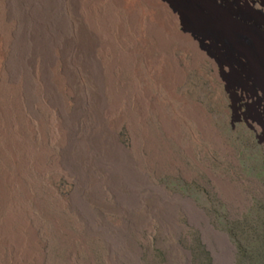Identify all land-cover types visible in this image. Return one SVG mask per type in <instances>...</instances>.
Here are the masks:
<instances>
[{
  "label": "rangeland",
  "instance_id": "374dc122",
  "mask_svg": "<svg viewBox=\"0 0 264 264\" xmlns=\"http://www.w3.org/2000/svg\"><path fill=\"white\" fill-rule=\"evenodd\" d=\"M56 1L9 0L10 8H3L13 12L18 22H9L19 26L15 35L26 43L15 60L20 71L30 75L32 95L21 89L18 79L11 80L20 89V114L29 124L36 121L38 134L27 136L48 156L44 172H37L28 160L14 190L36 233L35 256L17 261L14 249L2 245L0 264H264V122H259L264 119V94L250 70L251 59L256 58L254 65H264V0H194L200 4L199 13L190 0H171L184 10L170 48L180 78L168 86L164 77L148 72L137 50L140 86L150 90L162 110L150 108L144 117L127 99L118 124L102 120L104 105L112 100L110 82L98 74L93 58L99 52L90 42L93 38L86 37L85 19L76 16L73 0ZM43 5L48 8L43 10ZM47 15L54 18L58 32L68 36L65 49L58 48L54 37L47 40L49 32L40 24ZM211 21L223 29L211 31ZM8 63L0 56V81L8 74ZM116 72L117 86L129 81L126 73ZM45 84L61 99L63 110L45 101ZM26 99L32 110L26 109ZM185 106L193 113H186ZM134 112L136 122L131 119ZM51 114L64 135L56 143H51ZM166 125H172V131ZM0 160L4 164L6 158L1 154ZM4 212L2 206L0 220Z\"/></svg>",
  "mask_w": 264,
  "mask_h": 264
},
{
  "label": "bare ground",
  "instance_id": "6f19581e",
  "mask_svg": "<svg viewBox=\"0 0 264 264\" xmlns=\"http://www.w3.org/2000/svg\"><path fill=\"white\" fill-rule=\"evenodd\" d=\"M57 1H56V3H57ZM73 1L75 2L73 4V8H74V11L76 13V16L80 15L82 19L83 18L85 19L84 26H85V28H87V31H88L87 33H85L86 37L89 40H90V38H93L92 41L90 40V42L95 43V45H97V49H98L99 54L97 55L96 58H93V61L99 64L98 69L100 70V73H98V74L101 77V80L106 79V78L103 79V77L107 76L109 79V82H110V84H109L110 87L108 88V96L110 95L112 100H111L110 104L104 105V112H103L104 116L102 115V120L104 122L106 121L107 123L108 122L110 123L113 121H115V123H116V121H118L120 116H122V114L124 113V108L126 107V106H123L124 103L122 104V102H127V99L129 101H132L131 102L132 106L135 109H137L138 112H140L141 114H144V117L150 108L154 109L153 111H158L159 113H161L160 112L162 110L161 103L157 100L156 97H154L152 95V93L150 92V90L146 86L145 87H142V85L140 86L141 74H140L139 68L137 66L138 51L142 52V54H140V56L142 55L144 63L147 66L148 72H150L151 74L155 73V75H157V76L164 77L168 86H170V85L172 86L180 78V70H179L177 62L175 61V59H173V57L170 53V48H171V46H173V44L176 41L177 28L179 26L180 21L183 19L182 17L184 14L183 13L184 10L182 8H180L179 6H176L171 0H73ZM10 2H12V1H10ZM70 2H72V1H70ZM28 3H30V2H28ZM31 3H33V2H31ZM69 3H67V4H69ZM70 4L68 5L69 6L68 8H72V7H70ZM24 5L25 4H23V6ZM51 5H53V4H51ZM190 5H191V8L194 10V12L199 13L200 8H198V7L200 4H198L194 0H190ZM20 6H21V3H20ZM27 6H29V4ZM4 7L7 9L10 8L9 0H0V9L2 8V11L0 10V56L2 58L9 60L8 67L6 69V72L8 74H6V75L4 74L3 78H1L2 80L0 81V158H1V154H2V156L4 158H6V161L8 162L7 165L11 166L12 169L8 168L7 165H5L6 161L3 164V162H1L2 160H0V209L2 206H4V208H5V212L3 213V216L0 220V246L7 245L10 248H13L15 251L16 260L18 261V259L21 257H26L27 259H29V258H32L35 256L32 248H33V245H35V243H36L35 241H37V240H36V233H35L33 227L31 226L32 224L30 223L29 218L26 216V211L21 206L22 200L20 198H18L20 200L14 199V197H15L14 190H15L17 184H21V178L24 174L20 177L19 173H21V171H22V166H24V168L28 169L27 167H25L27 165L26 163L28 160L31 161L35 165L37 172L38 171L44 172L45 164H46L45 155L48 156V152H46L45 150L44 151L37 150L35 147V144L33 143L34 141L32 142L29 140V138H31L30 135H29V138L27 136L30 133L32 135L34 132H36V130L34 128V127H36V125H35L36 121L34 122V125L29 124V122L27 123L26 121H24V118H22V115L20 114V110H21L20 104L21 103L18 102L17 93H16V90H20V89L18 88L17 84L11 80H13L14 78H15V80L18 79V81L21 82V89L24 91L30 92L29 94H31V92H32L30 90V89H32V84H30L31 81L29 82L30 75L26 72L20 71L21 68L19 69L20 66L16 63V60H15L16 55H17L15 53L20 51L21 45H23V43H25V42L21 39L20 40L17 39L16 29L19 26H17L16 24L12 25V24H10L9 21L10 20H14L13 22H15V21L18 22V21L16 19H14L15 17L11 14L13 12H11L9 10L6 11L5 9L3 11ZM42 7H44V5L41 6L40 8H42ZM76 7H78V8H76ZM44 8H42V9L44 10ZM46 8H48V7H46ZM18 9L19 8L16 9L17 12L19 11ZM24 9H26V8H24ZM33 9L34 8H32L30 10V13ZM42 9L40 11H42ZM16 10H15V12H16ZM146 10L149 13L148 15H144L145 14L144 12H146ZM58 12H59V10H58ZM19 14H20V12H19ZM70 14L72 15V13H70ZM28 16L32 17V15H29V14H28ZM27 17H26V20H27ZM47 18H48V20L45 21V19L43 17V21H42V18L40 21V24L43 22V26H44L43 29L49 32V36H48L47 40H50L51 38L54 37L58 48L60 50L65 49L63 47L65 46V43H67L68 36H65V35L63 36V33L61 31L58 32L60 29L57 25H55L57 23L54 22L55 21L54 18L52 19L48 15H47ZM56 22H58V19ZM22 23H24V22H22ZM36 24L38 25V23H36ZM49 24L54 25L55 27H58V29L57 30L50 29ZM207 25L210 27V30L213 32L222 28V25H220L219 23H217L215 21L208 22ZM32 26H33V24H32ZM139 26H141V28H139ZM40 28H41V26H40ZM29 29H30V27H29ZM29 29H28V32H29ZM33 29H35V28H33ZM68 30H70V28ZM57 33H60V35H57ZM101 33H103L104 37L101 36L102 35ZM89 35H91V36L89 37ZM36 40H37V38H36ZM226 40L228 42H233L234 44L237 41L236 38L235 39L226 38ZM41 43H42V41H41ZM49 43H50V41H49ZM72 43H73V41H72ZM72 43H69L68 45H70ZM150 43H152L154 45L155 49H152L153 47L150 48V45H149ZM28 44H29V42H28ZM33 44H31V45H33ZM38 46H40V45H38ZM94 47H96V46H94ZM46 49H47V47H46ZM55 49L57 50V48H55ZM74 49H75V47H74ZM77 50H78V48H77ZM25 52H26V50H25ZM58 52H61V51H58ZM70 54H72V52ZM155 54H157V55H155ZM31 55H34V54L31 53ZM88 55H90V54H88ZM87 56H86V58H87ZM28 57H30V56L27 55L25 61L28 60ZM31 57H33V56H31ZM59 57H61V56H59ZM71 57H72V55H71ZM248 58L251 59V56L248 55ZM40 59H41V57H40ZM45 59H47V56ZM49 59H51V58H49ZM254 59L256 60V58H254ZM25 61H24V63L26 64ZM48 61H46V64ZM254 61L251 59V62H253V64H252V69H250V70H252V75L255 78V83H256L257 87L264 94V65H257V64L254 65ZM84 63H87V62L85 61ZM255 63H257V62H255ZM42 65H43V62H42ZM90 65H91V63H90ZM44 66H46V65H44ZM72 67L70 69H72ZM80 71H81V69H80ZM93 71H94V69H93ZM116 71L120 72L121 74L123 72L126 73L128 75L127 77H129V81L127 83H124V84L122 83L123 85H121V86H117L118 83L117 82L114 83L115 80L113 77V72H116ZM95 72L97 73V71H95ZM18 73H20L22 76L18 75ZM23 73H25V74H23ZM116 74H117V72H116ZM17 75H18V77H17ZM9 76H10V78H9ZM118 80L120 81V77ZM69 82H70V80H69ZM36 85H38V84L36 83ZM53 85H56V83ZM44 86H45L44 90L46 91V94H47L45 101H47L50 108H53V109L54 108H59V109L61 108L62 109L61 99L54 96L52 94L51 89L48 88V86L46 84ZM62 86H60V87H62ZM97 87H98V84H97ZM57 89H58V86H57ZM104 90H106V89H104ZM60 92H61V90H60ZM42 94H43V92H42ZM37 95H39V94H37ZM20 96H22V95H20ZM60 96H61V94H60ZM27 98H28V100L30 99L28 94H27ZM31 98H32V96H31ZM28 100L26 99L24 104H26V109L30 110L32 107H31V102ZM47 103H45V104L47 105ZM36 107H37V105H36ZM36 107H35V109L37 110L38 107L37 108ZM97 107H98V105H97ZM101 108H102V106H101ZM184 108H185L186 113H189V112L193 113V110H190L191 109L190 107L185 106ZM65 110H67V109H65ZM125 110H127V109L125 108ZM21 112H22V110H21ZM33 112H34V110H33ZM62 113H63V111H61V114ZM67 113H70V112H67ZM56 115H58V114H56ZM64 115L65 114H63V116ZM78 115H79V113H78ZM124 115H126V114H124ZM136 115L137 114H135V112L131 114V117H132L131 119L135 122H136ZM63 116H60V120ZM32 117L34 118V116H32ZM71 117L73 118V116H71ZM128 118L130 119V117H128ZM39 119L40 118H38V120ZM122 119L120 118V122ZM126 119H127V117H126ZM141 119L145 120V118H142V116H141ZM49 120H50L49 129L51 131V136H52L51 143H56L58 140H60V138L62 140V138L64 136L63 131H62V127H60V125H59L60 123L56 120L54 115H52L51 119H49ZM68 120H69V118H68ZM70 120L72 121L71 118H70ZM103 121H102V123H104ZM259 122L261 124V122H264V119L262 121H261V119H259ZM118 123H119V121L117 122V124ZM41 124L42 123H38L37 128L41 131V134H43L44 130H43ZM117 124H116V126H117ZM172 125H170L169 128H168V125H166V130L169 129L170 131H172V129H173ZM175 125H173V126L175 127ZM92 128H94V127H92ZM176 128H177V126H176ZM97 129H96L95 133L97 132ZM64 131H65V129H64ZM98 131H100V128ZM70 132H73V131L71 130ZM83 135H85V134H83ZM33 136H35V134ZM67 140H68V138H67ZM88 140H89V138H88ZM64 142H66V141H64ZM86 142H85V144H86ZM95 142H97V141H95ZM98 143H100V142H98ZM102 143H104V142H102ZM107 143L105 144L106 147H107ZM111 144H109V145H111ZM74 145H76V144H74ZM77 146H75L74 148H76ZM79 146H81V145H79ZM84 147H85V145H84ZM70 148H69V150H70ZM72 148H73V146H72ZM90 148H91V146H90ZM111 148L112 149L114 148L113 145L111 146ZM41 149H44V148H41ZM94 149H95V147H94ZM78 153L80 155L82 153V150L79 149ZM103 153L100 155L104 156ZM67 154H68V152L66 153V155ZM98 155H99V153H98ZM100 155H99V157H101ZM109 155H107V156H109ZM77 156H78V154H76L75 157H77ZM83 157H86V156H84V154H83ZM55 159H57V158H55ZM67 159H68V157H67ZM80 159H81V157H80ZM100 159H103V158H100ZM54 160H53V162H54ZM53 162L51 161V163H53ZM56 162H57V160H56ZM105 162H107V161H105ZM59 163H57V164L59 165ZM57 164H56V166H57ZM63 165H65V164H63ZM31 166H33V165L31 164ZM51 166L53 168V165H51ZM77 166H79V165H77ZM103 166H104V164H103ZM114 167H115V165H114ZM61 168H62V166H61ZM61 168H60V171H61ZM121 168L119 167V169H121ZM26 169H24V170H26ZM119 169L117 171L118 173H119ZM122 169L124 170V167ZM85 170H86V168H85ZM129 170H131V169H129ZM133 170H135V169H133ZM124 173H126V172H124ZM120 174H122V173L120 172ZM127 178H128V176H127ZM96 188H97V186H96ZM97 191H98V189H97ZM19 263H21V262H19Z\"/></svg>",
  "mask_w": 264,
  "mask_h": 264
}]
</instances>
